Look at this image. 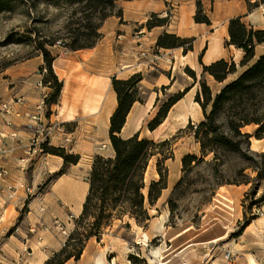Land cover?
<instances>
[{"label": "rangeland", "instance_id": "374dc122", "mask_svg": "<svg viewBox=\"0 0 264 264\" xmlns=\"http://www.w3.org/2000/svg\"><path fill=\"white\" fill-rule=\"evenodd\" d=\"M126 1L130 0H118L109 17H122L121 4ZM1 3L5 7H0V107L17 98L23 99L25 104L20 108V116L25 123L22 128L31 137L24 149L26 156L20 159V168L10 164L0 167L8 170L7 176L0 179V187L11 186L15 194L9 199L6 192L0 191V220L4 226L0 235V264H35V259L40 257L46 258V264L61 253L70 240L67 253L76 252V243L81 239L83 253L79 259L72 257L69 264H101L102 258L105 264H264V131L259 132L261 125L251 122L264 119V82L254 88L255 92L235 96L217 114L220 132L235 141L240 140L239 150L211 143L208 148L213 151L204 153L197 137H213L212 134L206 136L205 129L198 130L199 124L206 120L202 83L210 87L214 98L264 55V42H255V57L248 64H242L246 52L234 45L236 61L226 60L235 62L236 68L224 81L202 68L201 57L195 61L191 55L183 59L182 55L190 50L185 52L182 47L162 50L157 44L137 54L148 69L130 74L127 70L130 68H125L127 63L122 64V60L117 63L108 56L111 54L103 55V49L102 53L84 54L85 49L71 50L65 45L72 37L67 26L76 8L65 0H0ZM182 5L185 7L187 0H170L167 12L151 14L146 26L149 22L158 24L160 18L165 17L167 24L153 28L171 24L175 28L179 19L173 9ZM261 5L264 4L249 8L250 23H245L249 29L264 30ZM195 6L196 16L199 8H204L202 0H195ZM203 11L201 16L207 14L205 9ZM109 17L103 21V36L96 47L102 44L103 26ZM108 26L110 31H115L112 24ZM134 31V36L141 33L138 28ZM165 33L160 34L157 41ZM117 38L120 40L121 36ZM193 43L191 39L184 45L189 47ZM42 45L55 56L54 71L63 82L58 93L56 81L47 69ZM160 50L164 54L162 58L158 56ZM137 73H141L143 79L132 114L135 128L141 132V138L161 144L145 174L143 192L150 218L139 221L129 213L114 216L104 220L100 232L90 237L88 233L96 221L98 208L91 207L89 214L81 218L83 210L78 214L77 203L65 201L55 187L60 177L67 175L76 189H82L83 183L90 184L95 158L115 154L109 147L111 139L105 130L103 107L98 114L85 113V98L99 92L109 104L113 95L117 97L113 78L125 80ZM95 82L99 85L97 92L90 90ZM184 90H188L184 97L152 131L149 125L162 106ZM198 94L201 101L197 100ZM42 96H46L47 107L41 121L43 127L37 131L30 126L34 124L30 114ZM79 106H82L80 114L76 112ZM201 109L204 119L199 123L189 122L190 118L199 117ZM211 111L212 102L207 106V113ZM67 119L70 121H65ZM11 122L8 125L0 118V149L8 151L0 152L2 158L14 151L15 146H6L5 139L16 134L8 135L1 125L10 128L12 119ZM231 122L241 124L242 134L251 136L236 134L230 127ZM37 137L39 143L33 145V138ZM60 154L79 155L80 160L77 164L65 162ZM189 156L196 158L185 164ZM159 161H163L161 169L167 187L151 204L150 184L161 178ZM228 251L233 252L234 259H226ZM67 253L59 258H65Z\"/></svg>", "mask_w": 264, "mask_h": 264}, {"label": "trees", "instance_id": "16d2710c", "mask_svg": "<svg viewBox=\"0 0 264 264\" xmlns=\"http://www.w3.org/2000/svg\"><path fill=\"white\" fill-rule=\"evenodd\" d=\"M76 8L73 11L72 21L68 24L67 29L71 33L70 42L65 45L71 50H80L93 48L102 38L101 28L103 21L113 14L118 0H65ZM4 4V2H3ZM0 4V7H5ZM250 9L264 4V0H256L251 2L247 0ZM199 7L201 5L199 4ZM249 9V10H250ZM204 8H199L195 16L197 23L211 24V20L207 14H203ZM122 11L120 10V14ZM156 13H154L155 15ZM75 19V20H74ZM167 18H160L158 24L149 22L147 26L153 28L167 24ZM230 39L228 44L235 45L243 49L246 55L242 64H248L255 57V42H264V30L249 29L242 21V17H235L229 23ZM192 38H181L174 33H165L157 41V47L170 49L176 47L185 48V52L193 49V44L186 47L184 44ZM194 41V40H193ZM45 53L47 69L56 81V92H60L63 87V82L58 79L54 71L55 56L50 50L41 46ZM236 68L235 62H229L226 59H220L208 66H204L205 71H209L217 80L224 81L229 73ZM143 75L137 73L129 79L113 78V87L117 93L118 106L110 119V139L114 148L115 154L111 157L98 155L93 163L90 176V188L86 201L83 206L81 218H85L91 207L98 208L96 221L93 224L92 230L88 236L97 235L100 232L104 220L114 216H121L129 213L137 220H149V214L145 208L146 195L143 189L146 187L145 174L149 167L150 160L157 154V149L161 144L149 138H141V132L135 133L128 138L121 137V131L127 122V117L131 112L134 104L139 100L138 86L142 81ZM264 82V55L258 61L249 67L239 78L226 85L214 98L210 87L204 82L202 83L203 94L206 96L202 103L206 120L199 124L198 130H204L206 136L212 134V138L197 137L202 142L204 153L213 151L208 148L211 143H219L233 150H239L241 141L233 140L229 135L220 132L219 124L217 123V114L224 108L226 103L232 100L237 95H243L248 92H255L254 88L260 86ZM188 90L175 94L166 102L157 117L150 123L149 127L152 131L157 129L164 120L168 117L170 109L181 100ZM51 99H48L50 101ZM197 100L201 101L198 94ZM52 101V100H51ZM54 102V100H53ZM212 102V111L207 113V106ZM251 122L260 124L259 132L264 131V119H256ZM231 129L241 137L249 138L248 133L242 134L241 124L238 122L230 123ZM166 141L162 142L164 144ZM55 150V149H53ZM65 162L77 164L80 160L79 155H64ZM195 156L185 158V164L189 160H195ZM163 161L158 162V172L161 176L160 180L152 181L149 190V201L156 202L162 194V190L167 187L165 174L161 169ZM155 191L156 194H155ZM76 252L67 253L71 247V240L68 245L46 264H65L72 257L79 259L83 253V241L77 243ZM67 253L66 257H59Z\"/></svg>", "mask_w": 264, "mask_h": 264}, {"label": "crops", "instance_id": "0c3cea01", "mask_svg": "<svg viewBox=\"0 0 264 264\" xmlns=\"http://www.w3.org/2000/svg\"><path fill=\"white\" fill-rule=\"evenodd\" d=\"M169 1L170 0H130L126 1V4H121V6L123 7L121 8L123 11L122 17H117L115 15L111 16L103 26V48L101 44V46L99 47L95 46L93 48L85 49L84 51L86 52L83 53L97 54L98 52L102 53L103 49V55L111 54L108 56L114 58L117 63L119 60L124 61V63L122 64L127 63L125 65L127 67L125 68H130L127 70L131 71L130 74H134L136 72L142 71L143 69H148V65H146V63L139 61V57L137 54H139V52L142 50H147L150 46H155L159 35L163 34V32H167L174 33L182 38H192L194 40L193 49H191L185 56L189 57L191 55V58L194 61L196 58L199 59V57H201V61H199V64L202 66V68L204 67V65L208 66L220 59H234V61H236L235 58L237 57H235V52L232 50V47L234 45L228 44V41L230 39L229 20L235 17H243V22L249 25V16L251 15V13L245 0H202L203 7L211 20V24L195 22V0H187V5L185 7L184 5H182L179 8L173 9V13H175L179 19L178 25L175 26V28H173V24H171L168 27H156L153 29H148L145 23L147 22L149 16L154 13L167 12V2ZM261 6L264 8V5ZM247 13L249 14V16L247 15ZM119 19L122 20L121 24L118 23ZM108 24H112L115 31H110ZM137 28L141 29V33L137 36H134V34L136 33V31L134 30ZM113 32L115 34H113ZM116 36H121L120 40ZM120 42H122L123 44L119 45L118 43ZM140 42L143 45L139 44ZM238 50L243 51V49L241 48H238ZM175 51H179V49H175ZM111 99H113L114 101V106L109 115L107 114L106 110V107L108 108V104H106L107 102L105 96L102 103L100 104L98 112H92L88 109L87 112H85L89 113L90 115L98 114L101 112L103 107V119L106 126L105 130L106 132H108L109 136L110 119L118 106L117 97L114 98L113 95ZM32 106L33 103L29 107ZM135 107L136 103L129 113L127 122L121 131L120 135L123 138L131 137L135 133L139 132V130L135 128L136 120L134 117L132 118ZM80 108H82V106L76 107V112L78 114H80ZM190 119L189 122L191 123L192 121H197L198 123L202 121L204 119L202 109L201 114L197 119ZM24 120L25 119L22 116H13L12 127H5L4 124H1L2 129H4L6 133L8 132V135L14 132L16 134V137L9 136L5 139L6 146L10 145L15 147L14 151L8 157H0V167L10 164L13 167L18 166V168H20L19 166L22 165V161L20 159L21 157L26 156L27 151L25 152L24 149H27L31 137H28V135H26L27 133L25 129L22 128L23 123H25ZM65 121H70V119H67ZM112 151L114 152V150ZM18 172L19 174H21L22 171L20 170ZM60 183L64 189L59 191V195H61L63 199L69 203H77V209L79 211L78 214L81 213L89 192L90 184L88 182L83 183L82 189H76L75 185L73 184V180L68 178L67 175H62L60 177L59 184ZM3 187H5L4 184ZM3 229L4 226H1L0 220V235L2 234ZM3 249L5 252V246L3 247ZM45 259L46 258L41 259L40 257L38 259H35L34 262L35 264H44ZM69 263L70 260L65 264Z\"/></svg>", "mask_w": 264, "mask_h": 264}, {"label": "built area", "instance_id": "2783aa9c", "mask_svg": "<svg viewBox=\"0 0 264 264\" xmlns=\"http://www.w3.org/2000/svg\"><path fill=\"white\" fill-rule=\"evenodd\" d=\"M159 58H162L164 56V54L161 52H159L158 54ZM25 104V101L23 99L17 98L16 101L13 102H7L2 104V106L0 107V118H3L6 122V124L11 125V119L13 118V116L17 115L20 116L21 115V111L20 108L22 107V105ZM47 107V103H46V96H42V99L38 102V104H36L34 112L30 114V118L31 120H33L34 124H30V126H34L35 128H37V131L42 129L43 125L41 123V121L43 120V116L45 114V109ZM33 145L34 144H38L39 143V137L37 138H33L32 141ZM0 152L2 154L7 153V149L6 148H2L0 149ZM8 174V170L6 169H0V179H4L5 176H7ZM3 190L4 192L7 193V197L9 199L14 198L15 194L14 191L12 190V187L10 186L9 188L5 187H0V191ZM226 259L227 260H232L234 259V254L232 251H228L226 254Z\"/></svg>", "mask_w": 264, "mask_h": 264}, {"label": "bare ground", "instance_id": "6f19581e", "mask_svg": "<svg viewBox=\"0 0 264 264\" xmlns=\"http://www.w3.org/2000/svg\"><path fill=\"white\" fill-rule=\"evenodd\" d=\"M187 57L184 55L183 56V59H186ZM94 85H92L90 87V90L94 91V92H97L96 90L99 89V85H97V83H93ZM103 98H104V94L102 95L101 93L97 92V93H93V94H90L88 95L86 98H85V107L89 110V111H92V112H98L99 111V107H100V104L102 103L103 101ZM112 98V97H111ZM114 98H116V95H114ZM195 104H198L197 102H195ZM199 105V104H198ZM113 106H114V101L113 99L110 100L109 104H108V108H107V114L109 115L111 110L113 109ZM187 119V118H186ZM109 147L111 150H114L113 148V145L112 143L109 144ZM148 170V169H147ZM64 188L62 187L61 183L59 185H56L55 187V190L56 191H60V190H63ZM263 223V221H262ZM100 263L101 264H105V259L102 258L100 259ZM111 264V263H110ZM112 264H116V263H112Z\"/></svg>", "mask_w": 264, "mask_h": 264}]
</instances>
